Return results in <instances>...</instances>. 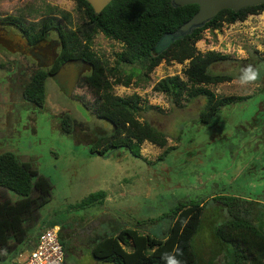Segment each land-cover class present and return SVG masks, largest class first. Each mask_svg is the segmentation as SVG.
<instances>
[{"label":"rangeland","instance_id":"374dc122","mask_svg":"<svg viewBox=\"0 0 264 264\" xmlns=\"http://www.w3.org/2000/svg\"><path fill=\"white\" fill-rule=\"evenodd\" d=\"M61 11L68 13L67 16L63 17ZM7 15L22 17L27 23L57 16L62 19L63 25L72 29L84 22V14L74 0H0V18ZM196 46L202 53L217 51L227 56L210 66L212 73L229 74L233 77L231 81L208 86L218 97H250L258 92L259 80L251 85L241 86L239 76L245 66L258 65L259 52L264 50V11L249 15L245 21L225 23L220 29H205ZM91 48L109 66H115L117 53L124 46L99 32L94 37ZM6 57L18 56L6 55L0 49V62H5ZM188 65L189 60L183 63L163 60L148 77L139 73L137 65L124 66V80L135 72L131 84L113 86V93L120 96L139 94L142 97L139 119L154 125L168 137L169 153L163 156L167 147L161 148L146 141L141 146L142 159L123 148L107 156L90 152V143L97 139L95 131L110 134L112 124L93 114L91 105L96 97L84 84L80 83L73 97L69 98L58 90L54 80L48 79L44 109L55 115L54 119L50 120L47 113H39L36 122L21 127L20 132L13 131L11 124L6 121L8 89L0 87V154L13 152L21 161L31 163L41 174L48 176L53 184L51 201L40 210L42 221L51 218L61 222L77 221L83 214H87L86 220L82 222L94 226L95 232L100 233L112 227V233L121 227H128L140 231L148 229L156 235L164 236L173 205L185 193H197L193 188H189L190 191L187 187L201 185L203 187L198 192H206L204 185L207 179L211 177L218 181L223 177L225 167L233 172V184H239L246 194L252 190L251 183L256 175L249 172H254L250 171L251 164L256 165L254 160L259 159V151L252 153L249 148H241L235 151L234 157H218L217 152L226 149L221 147V142L205 143L213 133L228 134L235 131L234 138L241 135L240 128L234 129V126H245L255 105L223 107L205 125L199 121L206 104L205 96L191 97L187 94L177 103L168 95L153 89L158 81L168 76L179 75L186 80L184 69ZM13 95L17 96V93ZM251 101L253 104L255 100ZM68 110L76 125V135L64 132L60 123L59 118ZM211 126L216 129L213 131ZM253 156L258 158L254 159ZM169 173L172 180L167 182V186L175 185L176 188L168 190L161 184L165 183V176ZM98 191L107 193L103 205L97 204L86 209L73 206ZM204 207L202 227L194 238V246L201 258L207 261L214 252L221 251V244L213 230L216 217L211 214L207 205ZM99 221H102L101 227L96 225ZM36 233L39 235L40 232ZM92 238V235H86L81 243L71 239L65 241L69 255L66 264H110L94 258L91 251ZM13 256L8 254L0 264H11ZM225 258V252L216 255L218 263Z\"/></svg>","mask_w":264,"mask_h":264},{"label":"trees","instance_id":"16d2710c","mask_svg":"<svg viewBox=\"0 0 264 264\" xmlns=\"http://www.w3.org/2000/svg\"><path fill=\"white\" fill-rule=\"evenodd\" d=\"M74 1L84 14V22L76 29L63 25L62 19L57 16L28 23L22 17L11 16L6 21L11 20L31 40L52 30L59 32L63 48L53 70L74 58L86 59L93 64L92 72L83 78L82 84L96 97L91 105L93 114L111 123L112 132L103 134L95 131L97 139L90 143L91 153L107 156L123 148L142 159L141 146L144 142L161 148L168 145V137L163 131L139 119L142 99L139 94L120 96L113 93L114 85L129 86L135 75L133 71L130 78L124 80V66L137 65L139 73L148 77L163 60L177 63L189 60L184 69L186 80L179 75L168 76L158 81L153 89L177 103L187 94L191 97L205 96L206 104L199 119L202 124H209L223 107L245 99L241 96L218 97L209 89V85L231 81L233 77L210 71V66L224 60L226 55L217 51L202 53L196 43L205 29H220L225 23L245 21L249 15L263 12L264 3L237 12L222 10L193 34L161 48L156 47L161 37L189 20L198 11V4L174 7L172 0H113L96 14L87 0ZM61 14L66 17L68 13L61 11ZM99 32L124 46L117 53L115 66H109L91 48ZM47 76L45 71L39 72L27 87L28 97L41 107L46 99ZM62 124L65 132H71L72 116L66 115ZM169 149L167 147L163 156L169 153ZM52 190L50 178L31 163L21 161L13 152L0 154V261H4L8 254L17 256L29 236L35 233L36 225L42 221L40 210L51 201ZM106 197L105 191L94 192L73 206L86 209L103 205ZM203 210L204 207H201L184 212L173 226H169L165 237L142 235L137 228L116 229V232L106 234L93 243L92 254L102 263L166 264L165 253H172L175 249L180 253L178 259L181 264H264V228L243 223L242 219L216 226L221 251L214 252L209 260H203L194 246V238L202 227ZM49 226H55V222L49 223ZM227 228L236 232H228ZM242 241L249 245V249L242 248ZM223 252L226 258L218 263L216 255Z\"/></svg>","mask_w":264,"mask_h":264},{"label":"flooded vegetation","instance_id":"af4514ba","mask_svg":"<svg viewBox=\"0 0 264 264\" xmlns=\"http://www.w3.org/2000/svg\"><path fill=\"white\" fill-rule=\"evenodd\" d=\"M11 16L14 15H7L0 18V49H2L6 55L10 54L11 56L16 55L18 57H6L5 62H0V87L8 89L9 108L7 110V114L5 115L6 121L11 124L13 131L20 132L21 127H25L27 124L31 125L32 122L35 123L39 113H47L48 116H50V120H53L55 116L44 109L46 99L45 104L41 107L38 103L31 100L27 95V87L39 72L45 71L48 75L47 80H54L58 90L67 97L71 98L73 97L74 91L77 89L79 84L82 83L83 78L92 72L93 64L86 59H71L76 61L78 68H80L78 70L80 76L78 77L79 81L77 85L69 95L67 87L68 81L60 84L52 76L66 62L68 63L71 61L68 60L63 62L56 70H53L57 65L61 50L63 48V42L59 32L57 30H52L45 33L44 36L36 40H31L25 34V32L22 29L17 28L15 24L11 22V20L6 21V18ZM54 34H56V36H53ZM82 60H86L89 64L79 66L78 64ZM257 64L258 65L255 67L260 70V83L258 84V92L250 97H245L243 101L234 102L230 105L232 107L243 104L255 105L254 110L250 114L249 118L245 121L246 125L244 126L243 124H237L234 126V129L240 128L241 135L238 134L234 138L233 135H235V131L228 132V134L222 132L213 133L205 143L208 145L211 142H216L218 140L221 142V147H225L226 149H220L216 154L218 157L227 155L234 157L233 155L235 154V151L241 148H249L252 153H258L259 151V159L257 161L254 160L256 165L251 164L252 168L250 171L254 172L248 171L251 175H256L253 183H251V186L253 187L252 190L246 194L245 189L240 187L239 184H233L235 182V179L232 177L233 172L228 171V167H225L224 170L226 171L223 173V177L219 178L218 181L212 180L211 177L207 179L206 184L204 185L206 192H198V190L203 187H201V185L196 187H187V189L190 191L191 189L189 188H193L195 191H197V193L187 192L182 199H178L175 205H173L172 216L170 217L168 228L169 226H173L178 221V219H180V216L184 212L192 208L199 209L205 205L210 208L211 214L216 217L213 224L215 235L216 226L222 225L225 222L229 223L235 219H242L244 221L243 223L247 222L248 224L262 226L264 228V50L261 53L259 52V62ZM14 93H17V96H14ZM252 99L255 100L253 104L252 101L250 102ZM68 114L71 115L70 110H68V112L64 111L63 115L59 118L61 126H63L62 119ZM75 128L76 125L73 120L72 131L66 133L74 135ZM210 129L214 131L216 128L211 126ZM245 133L248 134L247 137ZM190 155H196V153H190ZM253 157L254 159L258 158L255 156ZM170 173L167 177L165 176V183L161 184L164 189L168 190L176 188L175 185L167 186V182L172 180ZM226 178H228V180ZM204 211L205 207L203 214ZM78 223V221H75L73 225L70 226V229L72 230L71 233L73 235L71 241L74 240L77 241V243H81L86 235L89 237L92 235L93 238L91 239V243L93 245L94 242L102 238L104 235L110 234V231L113 230L112 227H110V229H105L103 232L99 233L98 231L95 232L91 226L86 225L84 222L79 226L77 225ZM168 228L166 230L164 229L165 235H160L161 237L167 236ZM227 229L228 232H236L232 229ZM140 233L142 235L159 237V235L152 233L148 229L140 231ZM241 246L245 250L249 249V245L244 244L243 241ZM68 257V248L66 247V261ZM14 258L15 256H13L11 264H15Z\"/></svg>","mask_w":264,"mask_h":264},{"label":"water","instance_id":"95a60500","mask_svg":"<svg viewBox=\"0 0 264 264\" xmlns=\"http://www.w3.org/2000/svg\"><path fill=\"white\" fill-rule=\"evenodd\" d=\"M93 7L96 14H99L107 7L113 0H87ZM264 3V0H172L174 7H181L190 4H198V11L186 22L180 25L176 30L165 33L156 47L165 48L169 44L176 42L179 39H184L191 35L197 28L204 27L209 21L214 19L219 12L225 9H232L240 11L243 8L256 6ZM89 64L86 60L79 62V66ZM76 61L71 60L66 62L61 68L52 76L60 84L68 81L69 95L77 85L80 76Z\"/></svg>","mask_w":264,"mask_h":264},{"label":"built area","instance_id":"2783aa9c","mask_svg":"<svg viewBox=\"0 0 264 264\" xmlns=\"http://www.w3.org/2000/svg\"><path fill=\"white\" fill-rule=\"evenodd\" d=\"M66 250L61 237V227L51 226L38 235L33 249L27 254L19 252L15 264H65Z\"/></svg>","mask_w":264,"mask_h":264},{"label":"crops","instance_id":"0c3cea01","mask_svg":"<svg viewBox=\"0 0 264 264\" xmlns=\"http://www.w3.org/2000/svg\"><path fill=\"white\" fill-rule=\"evenodd\" d=\"M69 170L70 169H68V171ZM106 199H107V197H106ZM86 215L87 214H83L82 217H80L77 220L79 222L77 224L78 226L83 223L82 221H85L86 220V218H87ZM52 222H55V226H58L59 225L61 227V237H62L63 243L65 244V241H68V240L70 241V239L73 237V235L71 233L72 230L70 229V226L73 225V222H75V220L74 221L70 220V221L61 222L60 220L51 218V219H49L47 221H42L41 223H38L36 225V227H35V233H33L32 235L29 236V239H28L27 243L21 248L22 253L27 254L35 246V244L37 242V238H38V235H37L36 231H38V232L43 231L44 229L48 228L47 225L49 223H52ZM69 224H70V226H69ZM101 224H102V221H99L96 225H97V227L98 226L101 227ZM92 228L93 229H96L94 226ZM16 257L17 256H15L14 261L16 260Z\"/></svg>","mask_w":264,"mask_h":264},{"label":"clouds","instance_id":"9594fccd","mask_svg":"<svg viewBox=\"0 0 264 264\" xmlns=\"http://www.w3.org/2000/svg\"><path fill=\"white\" fill-rule=\"evenodd\" d=\"M259 79L260 70L251 64L245 66L241 70V75L239 76L241 86L251 85ZM179 254V251L174 249L172 253H165L163 258L166 261V264H181V261L178 259Z\"/></svg>","mask_w":264,"mask_h":264}]
</instances>
